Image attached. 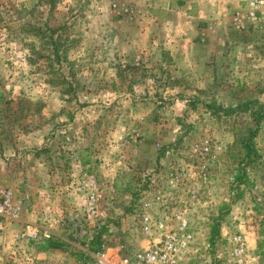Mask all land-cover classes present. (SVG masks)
<instances>
[{
  "label": "rangeland",
  "instance_id": "374dc122",
  "mask_svg": "<svg viewBox=\"0 0 264 264\" xmlns=\"http://www.w3.org/2000/svg\"><path fill=\"white\" fill-rule=\"evenodd\" d=\"M111 3L55 0L51 5L49 0H0V169L12 174L7 179L17 184L20 195L16 198L24 201V207L23 182L38 183L42 191L50 188V182L66 186L63 197L70 211L81 219L77 224L76 217L75 222L73 215L68 218V231L70 236L77 231L72 237L83 241V256L91 264L88 231L92 229H103V242L111 247L125 250L127 244L138 246L133 192L146 180L158 182L159 177L163 182L164 172H154L160 149L169 147L183 158L194 140L210 136L222 144L224 155L203 201L190 212L197 247L202 249L212 231L233 233L239 220L250 214L249 185L256 176V159L246 163L241 140L251 137L254 148L264 153V112L256 125L257 108L260 104L264 107V63L258 61L260 66L245 65L235 71L229 64L222 67L219 58L214 81L190 96V103L154 94L150 101L155 109L140 112L138 105L146 96H115L109 92L112 85L108 79L96 77L97 68L103 69L105 64L93 60L105 59L108 50L88 46L91 32L83 30L98 16L97 9H108ZM129 4L134 9L140 5L138 0ZM132 7L115 4L111 9L117 8L128 20L126 17L134 16ZM232 14L217 28L220 56L227 55L228 47L222 45L227 36L240 33L255 39V52L263 58L264 30L237 31ZM64 26L67 28L62 29ZM164 102L169 110L160 105ZM158 109L161 121L155 120ZM79 158L92 161L80 170L76 164ZM82 174L100 184L99 216L86 213L84 193L75 191ZM51 193L63 195L61 191ZM79 201L82 207L75 205Z\"/></svg>",
  "mask_w": 264,
  "mask_h": 264
},
{
  "label": "crops",
  "instance_id": "0c3cea01",
  "mask_svg": "<svg viewBox=\"0 0 264 264\" xmlns=\"http://www.w3.org/2000/svg\"><path fill=\"white\" fill-rule=\"evenodd\" d=\"M138 1L140 5L134 6V9L129 4L130 0H110L111 7L97 9L98 16L96 18L94 16L93 23L83 30L84 33L91 32L92 43L88 46L99 48L100 51L101 48L108 50L105 59L98 57L93 60L99 65L105 64L103 69L101 66L97 68L96 77L108 79L112 85L109 92L115 96H146L145 101L138 105L139 111L155 109L154 103L150 101L154 94L175 96L190 103L188 99L190 96L197 94L200 88L209 87L214 81L219 58L222 60V67L229 64L236 68L235 71L244 68L245 65L260 66L258 61L264 63L262 60L264 57L261 58L255 52V39L243 37L245 35L240 33H236L232 38L227 36L226 41H222L223 47L227 45L228 49L225 50L226 56H220L223 53L219 51L221 46L217 41V28L225 19H230V15L244 0ZM115 4L132 7L134 16L126 17L128 20L124 19L119 15L117 8L115 11L111 9ZM106 15L109 16L108 19ZM163 73H167L168 76ZM169 80H173L175 85H168L173 82ZM167 104L164 102L160 105L168 109ZM156 111L158 114H155V120L161 121V111L159 109ZM176 139L172 138L174 141ZM170 149L166 146L160 149V155L157 154L159 162L156 164L159 165L154 172L158 173L161 170L159 174H162L169 164L181 159L182 153L178 158L176 156L178 152ZM79 159H76L78 161L76 164L80 170L92 161L89 158L86 163H82L81 158ZM114 170L117 171V165L114 166ZM7 171L0 169V175L4 176L0 177V186L9 188L14 196H19L20 189L15 182L7 179V176L12 175ZM155 177L157 176L152 178ZM157 183L163 184L161 181ZM20 186L23 187L21 190L24 192L23 197H27L25 207L23 205L17 217H6L1 220L3 231H0V264H82L81 256L85 254L84 243L72 237L77 231L71 233V236L68 231V218L73 215L71 220L74 221L73 217H76L77 224L81 219L68 208V200L64 198L66 186L58 187L50 182V188L42 191L38 183L33 185L29 180ZM52 191H61L62 198L51 193ZM44 195L46 197L42 199ZM74 198L78 200L76 197L71 199ZM79 204L82 203L79 201L75 205L82 207ZM79 215H82L80 211ZM25 227L46 230L49 238L15 241L14 234ZM76 227L78 230V225ZM89 232L91 241L96 232L94 229ZM139 239L138 246L143 245L144 238L141 232ZM47 241L58 246L47 245ZM127 245L126 251L138 247H134L133 244Z\"/></svg>",
  "mask_w": 264,
  "mask_h": 264
},
{
  "label": "built area",
  "instance_id": "2783aa9c",
  "mask_svg": "<svg viewBox=\"0 0 264 264\" xmlns=\"http://www.w3.org/2000/svg\"><path fill=\"white\" fill-rule=\"evenodd\" d=\"M123 11L129 12V8ZM232 23L240 32L264 30V0H244L233 12ZM223 153L218 140L201 137L191 143L187 155L164 171L162 185H157L154 179L144 181L138 187L133 208L143 245L124 251L103 242L91 252V264H264V153H260L256 176L249 185L250 214L239 220L233 233H221L212 244L197 247L190 212L203 201ZM71 187L74 191V183ZM77 190L84 193L82 203L86 213L99 216L102 191L98 181L82 174ZM22 208L23 201L9 188L0 186V231H3L2 218L17 217ZM13 238L17 242L36 241L49 238V233L25 227ZM205 257L207 261L203 263Z\"/></svg>",
  "mask_w": 264,
  "mask_h": 264
},
{
  "label": "trees",
  "instance_id": "16d2710c",
  "mask_svg": "<svg viewBox=\"0 0 264 264\" xmlns=\"http://www.w3.org/2000/svg\"><path fill=\"white\" fill-rule=\"evenodd\" d=\"M51 2V5L55 4V0H49ZM67 26H64V28L62 29H66ZM65 41H62V43H64ZM56 45V42H54V46ZM57 51V48H55ZM0 98H2V93H0ZM6 105H8V102L5 101ZM1 105V103H0ZM7 108V107H5ZM262 109H264L263 105H259L256 111V115L259 113V118L258 116L256 117V125L259 124L261 117L260 115L264 112ZM243 143V147L244 149H246L245 154H244V159L246 161V163H250L253 162L256 159V168H257V164H258V160L260 159L261 155L258 152L257 148H254V145L251 142V137H247V138H243L242 140ZM163 151V149H162ZM82 163H86L85 161ZM135 194V196L138 194V189L134 190L133 192ZM103 229H99L97 230V232L95 233L94 237L92 238V240L90 241V249H92V251L96 250L97 248L100 247V245L103 243ZM220 233L218 230H214L211 232V238L209 240V243H213L218 237H219ZM49 240V239H48ZM47 245H51V246H58V244L56 245L55 243L51 242V241H47L46 242ZM126 251V249L124 250ZM85 255V254H83ZM81 261L85 264H88L85 260L84 256H81Z\"/></svg>",
  "mask_w": 264,
  "mask_h": 264
}]
</instances>
